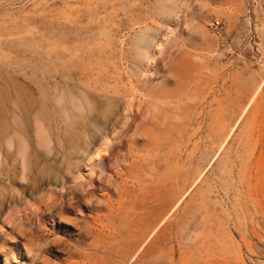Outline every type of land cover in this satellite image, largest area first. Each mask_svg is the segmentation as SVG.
<instances>
[{
  "label": "rangeland",
  "instance_id": "374dc122",
  "mask_svg": "<svg viewBox=\"0 0 264 264\" xmlns=\"http://www.w3.org/2000/svg\"><path fill=\"white\" fill-rule=\"evenodd\" d=\"M0 264H264V0H0Z\"/></svg>",
  "mask_w": 264,
  "mask_h": 264
},
{
  "label": "built area",
  "instance_id": "2783aa9c",
  "mask_svg": "<svg viewBox=\"0 0 264 264\" xmlns=\"http://www.w3.org/2000/svg\"><path fill=\"white\" fill-rule=\"evenodd\" d=\"M216 24H217V22H211L210 23V26L215 28L216 27Z\"/></svg>",
  "mask_w": 264,
  "mask_h": 264
},
{
  "label": "clouds",
  "instance_id": "9594fccd",
  "mask_svg": "<svg viewBox=\"0 0 264 264\" xmlns=\"http://www.w3.org/2000/svg\"><path fill=\"white\" fill-rule=\"evenodd\" d=\"M48 199H49V200H52V199H53V197H52L51 195H49Z\"/></svg>",
  "mask_w": 264,
  "mask_h": 264
},
{
  "label": "bare ground",
  "instance_id": "6f19581e",
  "mask_svg": "<svg viewBox=\"0 0 264 264\" xmlns=\"http://www.w3.org/2000/svg\"><path fill=\"white\" fill-rule=\"evenodd\" d=\"M7 213H8V212L5 213L4 218H7Z\"/></svg>",
  "mask_w": 264,
  "mask_h": 264
}]
</instances>
